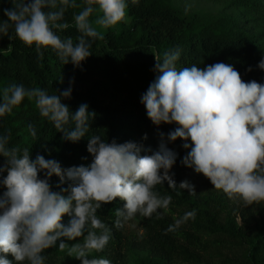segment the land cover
<instances>
[{
  "label": "clouds",
  "instance_id": "clouds-1",
  "mask_svg": "<svg viewBox=\"0 0 264 264\" xmlns=\"http://www.w3.org/2000/svg\"><path fill=\"white\" fill-rule=\"evenodd\" d=\"M9 2L12 8L0 9L7 17L0 20V39L6 36L34 46L39 60H43L42 49L51 48L64 65L77 68L92 55V44L105 39L100 29L124 22L129 6V0H83L82 5L77 0ZM130 2L136 5L139 0ZM77 8L73 23L66 21L67 10ZM93 13H98L94 20L90 19ZM72 27L78 32L75 41L59 34ZM12 50L10 43L0 48V55ZM180 55L179 50L165 52L162 58L155 55L157 75L141 97L147 117L156 126L177 125L167 140L184 141L183 148L190 151L183 165L202 174L214 189L243 207L264 205V84L245 82L232 65L223 62L178 70ZM258 67L264 70V59ZM57 93L23 84L5 86L0 89V117L12 114L25 99L34 101L40 116L63 133V140L79 142L89 133L96 113L86 103L73 112L62 102L71 98V87ZM27 131L33 140L37 138L33 125ZM160 136L159 150L141 155L143 146L136 142L118 144L93 134L87 143L91 163L63 168L40 154L31 159L28 148L10 146V130L0 133V157L4 158L0 164V264H45V251L57 245L81 264H112L106 258H89L102 252L112 238L111 229L98 215L103 205L117 198L123 202L122 208L115 209L114 221L115 228L121 229L137 216L161 219L168 213L172 196L161 195L156 188L165 181L170 189L196 195L187 180L177 186L171 173L177 153L166 146L164 134ZM54 175L60 191H53L49 182ZM65 182L68 187L61 188ZM195 218V209L186 212L165 234L175 233ZM9 254L14 259H8Z\"/></svg>",
  "mask_w": 264,
  "mask_h": 264
},
{
  "label": "trees",
  "instance_id": "trees-1",
  "mask_svg": "<svg viewBox=\"0 0 264 264\" xmlns=\"http://www.w3.org/2000/svg\"><path fill=\"white\" fill-rule=\"evenodd\" d=\"M229 1L230 5L241 7L247 13L264 17V0ZM77 3L82 5L83 0H77ZM12 7L9 0H0V9ZM78 11V8L68 9L65 20L73 23L72 16ZM97 14L93 13L90 19L94 20ZM6 19L0 11V20ZM100 30L105 39L92 44V55L79 68L71 63L64 65L51 48L42 49L43 60H39L34 46L28 47L18 39L10 41L6 36L0 39V48L6 49L10 43L13 48L7 56L0 55V89L15 83L58 94L71 87V98L62 102L73 112L80 104L86 103L89 111L96 113L90 121L89 133L73 143L63 140V133L40 116L34 101L25 99L12 114L0 117V133L7 134L10 130V146L28 148L31 159L40 154L45 159H55L63 168L91 163L87 143L93 134L101 135L108 142L115 140L118 144L136 142L143 146L141 155H151L159 150L160 133H163L166 145L177 153L171 173H174L173 179L178 186L180 176L189 169L182 160L190 149H184V141L180 139L168 141V133L177 125H154L141 103L142 95L157 75L154 71L155 55L162 58L165 52L179 50L178 70L193 64L204 68L223 62L232 65L245 82L256 80L264 84V70L258 67L264 59V42L260 37L264 32L247 28L238 15L186 12L172 0H139L136 5L129 0L126 20ZM59 34L72 37L74 41L78 36L74 27ZM70 81L74 82L70 84ZM30 124L36 129L35 140L27 131ZM145 134L147 139H143ZM3 162L4 158L0 157V164ZM40 175L43 178V173ZM49 182L53 191H60L58 177L54 175ZM68 183L61 188H67ZM156 188L161 195L172 196L169 206L172 213L178 211L184 215L196 210L195 220L189 219L191 230L180 226L175 233L165 234L168 226L176 220L173 215L166 214L161 219L137 216L135 219L143 223L145 232L139 240L129 239L123 233L124 227L117 229L114 226L115 209L123 207V202L117 198L98 210L100 218L111 229L112 238L102 252H94L89 258H106L116 264L115 257L122 253V248L130 249L138 242L145 253L130 264H201L207 254L212 255L211 246L219 242L206 239L207 235L225 232L233 237L239 236L240 227L234 221L229 220L226 228L218 224L217 215L204 206L197 191L193 196L186 189L173 190L166 181ZM177 191L181 194L177 195ZM259 214L258 222L246 238L244 255L240 260H233V264H264V206ZM68 219L65 216L64 223ZM44 255L47 257L45 264H56L67 255V250L61 251L57 245L46 250ZM7 258L14 259L10 254Z\"/></svg>",
  "mask_w": 264,
  "mask_h": 264
},
{
  "label": "rangeland",
  "instance_id": "rangeland-1",
  "mask_svg": "<svg viewBox=\"0 0 264 264\" xmlns=\"http://www.w3.org/2000/svg\"><path fill=\"white\" fill-rule=\"evenodd\" d=\"M172 3L186 12L206 11L212 13H224L238 15L244 25L254 31L264 32V17H259L257 14L247 13L241 7L230 5L229 0H172ZM264 42V34L260 36ZM168 147V145H166ZM169 148V147H168ZM187 180L198 192L202 198V203L212 213L217 215L218 224L226 228L228 221L232 220L240 227V234L237 237L230 236L225 232L207 235L205 238L211 241L218 242L211 246L210 253L204 257L201 264H233V260H240L247 248V236L253 231L255 224L260 217L259 210L264 205H252L243 207L238 202L229 200L228 197L220 190L214 189L211 182L202 174H197L193 169L189 168L180 176V181ZM162 211V210H161ZM176 219L182 217L178 211L172 213L170 207L168 213ZM183 228L189 231V220L182 224ZM145 232L143 223L134 219L129 221L123 229V233L129 239L139 240ZM82 240V238H80ZM79 241H69L75 243ZM144 250L138 245V242L132 244V248H122V253L118 254L116 264H130L135 258L144 254ZM56 264H80V261L65 255L59 259Z\"/></svg>",
  "mask_w": 264,
  "mask_h": 264
}]
</instances>
